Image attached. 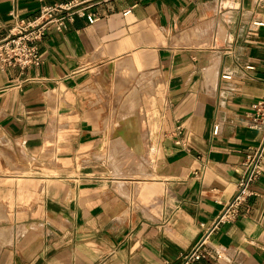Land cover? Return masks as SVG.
Masks as SVG:
<instances>
[{
	"label": "crops",
	"instance_id": "1",
	"mask_svg": "<svg viewBox=\"0 0 264 264\" xmlns=\"http://www.w3.org/2000/svg\"><path fill=\"white\" fill-rule=\"evenodd\" d=\"M65 1L0 0V43L12 12ZM90 12L48 27L39 65L0 63V264H180L261 140L264 5L100 0ZM120 144L154 167L116 176ZM251 190L195 264H264V166Z\"/></svg>",
	"mask_w": 264,
	"mask_h": 264
},
{
	"label": "built area",
	"instance_id": "2",
	"mask_svg": "<svg viewBox=\"0 0 264 264\" xmlns=\"http://www.w3.org/2000/svg\"><path fill=\"white\" fill-rule=\"evenodd\" d=\"M100 0H68L54 4L43 5L34 18H21L12 12L14 23L10 26L7 36L0 43V63L2 67H19L26 69L37 66L42 62L40 50L41 43L50 25H55L60 30L67 21L76 17H86L93 23L97 18L90 8ZM256 6H263L264 0H254ZM131 9L125 11L130 13ZM255 26L262 22H255ZM224 78H231L224 75ZM251 128L261 131L262 137L259 144L252 148L243 163L244 172L238 184L237 191L232 200L227 203L224 210L205 234L182 257L180 264H195L199 260L215 256L214 249L210 246V233L221 223L236 220L248 198L253 194L251 185L262 175L264 166V98L253 105L251 115ZM218 126L215 132H218Z\"/></svg>",
	"mask_w": 264,
	"mask_h": 264
},
{
	"label": "rangeland",
	"instance_id": "3",
	"mask_svg": "<svg viewBox=\"0 0 264 264\" xmlns=\"http://www.w3.org/2000/svg\"><path fill=\"white\" fill-rule=\"evenodd\" d=\"M132 96H134L133 95V92H131L130 93V95H129V97H132ZM127 102H129V104H132V108H133V110H137V109H139L140 108V106H139V102L137 101V100H129V101H127ZM126 102V103H127ZM128 104V105H129ZM121 107L124 109V108H126V105L124 104V105H122V103H121ZM118 145V144H117ZM122 147H121V149H118V148H116V150H115V156L116 157H118L119 155L121 156V157H125V156H127L128 157V163H126L125 165L124 164H122V165H119V170H118V172H117V170H116V176H119V175H122V176H125L124 174H123V172H124V170L123 169H125V170H127V171H131V172H134V171H140L139 169H140V167H141V159L144 161V162H146L147 163V165H148V169H152L153 167H154V165L152 164V161H151V159L149 158V157H147L146 156V152L144 151V150H139V149H137V150H132V149H124L123 148V144H120ZM144 168H145V166H144ZM120 172V174H118ZM141 172V171H140ZM140 172H136L135 173V175L136 176H140L141 175V173ZM122 173V174H121ZM142 176H148V177H154V175H149V174H145L144 173V175L142 174ZM137 187H138V184H137ZM137 196V195H136ZM139 198H135V200H138Z\"/></svg>",
	"mask_w": 264,
	"mask_h": 264
},
{
	"label": "bare ground",
	"instance_id": "4",
	"mask_svg": "<svg viewBox=\"0 0 264 264\" xmlns=\"http://www.w3.org/2000/svg\"><path fill=\"white\" fill-rule=\"evenodd\" d=\"M10 237H11V235H10ZM6 240H7V239H6V234H3V236L0 237V241H1L2 243H4Z\"/></svg>",
	"mask_w": 264,
	"mask_h": 264
}]
</instances>
